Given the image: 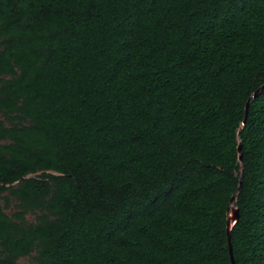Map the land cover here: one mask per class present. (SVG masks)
Wrapping results in <instances>:
<instances>
[{
	"label": "trees",
	"instance_id": "1",
	"mask_svg": "<svg viewBox=\"0 0 264 264\" xmlns=\"http://www.w3.org/2000/svg\"><path fill=\"white\" fill-rule=\"evenodd\" d=\"M263 86L264 0H0V264H233L241 176L264 264Z\"/></svg>",
	"mask_w": 264,
	"mask_h": 264
},
{
	"label": "water",
	"instance_id": "2",
	"mask_svg": "<svg viewBox=\"0 0 264 264\" xmlns=\"http://www.w3.org/2000/svg\"><path fill=\"white\" fill-rule=\"evenodd\" d=\"M263 91H264V86H263V88H261L260 90L255 92L253 94V96L250 98V100L248 101V103L246 105V116H245V120L242 123V128L245 127V125H246V120H247L248 113H249V106H250L251 102L253 100H255ZM239 136H241V133H239ZM238 151H239V160L241 162L242 170H243L244 169V159H243L242 143H240ZM242 183H243V177L241 176L240 185L238 187L237 192L231 198L230 205L228 208V213H227V232H228L229 248H230V253H231V258H232L233 264H235V258H234V253H233V245H232V241H231V236H232V231H233L235 225L240 220L239 209L237 208V205H236V198H237V194L241 191Z\"/></svg>",
	"mask_w": 264,
	"mask_h": 264
},
{
	"label": "rangeland",
	"instance_id": "3",
	"mask_svg": "<svg viewBox=\"0 0 264 264\" xmlns=\"http://www.w3.org/2000/svg\"><path fill=\"white\" fill-rule=\"evenodd\" d=\"M3 206L5 207V210H6V212L9 215H12L14 212H17L19 210L18 209V204H17L16 201H12L9 206H6V203L3 202ZM36 217H37V214H28L27 220L29 222H35L36 221ZM34 260H35V254L33 256H31V257L22 258L21 262L30 264V263L34 262Z\"/></svg>",
	"mask_w": 264,
	"mask_h": 264
}]
</instances>
